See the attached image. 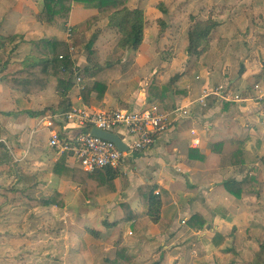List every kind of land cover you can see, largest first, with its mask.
<instances>
[{"label": "crops", "instance_id": "obj_1", "mask_svg": "<svg viewBox=\"0 0 264 264\" xmlns=\"http://www.w3.org/2000/svg\"><path fill=\"white\" fill-rule=\"evenodd\" d=\"M145 1L138 0L139 4L135 5L143 13L145 8L151 7L150 3H145ZM185 2L186 0L170 1L169 13L171 14V11L177 14L182 12ZM259 2V0H248L246 5L243 6L241 0H202L196 11L199 17L191 21L192 25L189 30L184 31L180 28L169 29V58L164 61L160 60L153 67L148 66L149 70L146 74L144 76L140 75V84L137 86L138 91L133 92L127 98L126 96L123 97V99L129 102L128 107L131 110L146 109L152 105H159L160 107V104H151L149 101L146 94L147 85L149 83L164 84L175 75L179 76L172 88L175 106L184 104L190 99L199 98L202 90L206 87L210 88L218 85L226 87L231 92L240 93L248 91L251 95H255L256 91L252 89L255 83L249 86V81L261 80L257 84L260 83L259 85L264 86V71L261 72L259 67L253 64L254 57L252 58L253 62L248 58L247 54L251 53H246L243 50L241 42H247V38L245 36L242 40L235 38L236 29L240 27V23H238L239 18L236 16L231 21L227 20L222 23L211 11L216 10V8L220 9L219 7H223V4H225L230 7V11L241 8V12L245 11L246 16V10L248 12L257 10ZM192 8L194 10V5ZM41 9L42 4L40 0H0V35H24L23 33L30 32L31 29H27L28 25L31 22L35 23L32 20V16L40 12ZM220 10H224V8ZM220 16L222 17V13ZM208 17H212L219 25L211 33L207 52L199 58H192L186 52L187 34L193 28L196 20H205ZM244 24L241 25L245 29L243 31L244 34H248V31H246L248 28L253 29V31L262 28L257 22L249 26ZM227 25L228 27H225ZM222 29L224 31L218 36L217 34ZM151 30L155 31L156 29ZM146 31L147 29H144V39L140 48L145 47ZM183 34H185L183 40L177 39L179 35L182 37ZM213 36L214 41L212 40ZM24 39L27 42L22 44L23 46H27L26 43L32 40ZM20 46L13 55L19 53ZM148 48H150V45H147L146 49ZM220 48L223 51L219 52ZM246 48L251 47L248 46ZM17 56H12L14 64L11 69H16L23 59ZM174 67L176 69H173ZM191 69H194L193 76L191 75ZM259 74L261 75L260 77H258ZM143 79L147 84L145 83L144 88H141V84L144 82ZM70 96L72 106L87 107L78 96L77 86L71 90ZM224 104L230 105L226 111H223ZM52 110H57L56 104L52 107ZM1 111L3 110L0 109ZM188 111L190 116L174 122L160 135L155 146L142 152L132 153V158L126 157L121 162L119 166L120 170L124 166L123 163L127 162V166L121 170L127 177L125 182L126 189L121 190L123 187L122 181L117 179L115 181L116 191L113 194H108L106 190L101 188L99 194L93 200H86L80 191V185L76 181L71 180L63 174L60 176L51 174V167L58 158L57 154L54 152L45 154L44 152L48 150H44L42 154L30 153L31 148L29 147V143L31 139L28 136L22 139L19 144L21 155L18 157L23 161H31L34 167L37 166L28 170L30 173H36V178H29L27 174L30 173L25 174L24 171L18 170L17 160L19 158L17 157V159L13 153L10 155L9 150L3 148V151L0 149V174L6 181L13 179V181L24 182V186L8 187L9 185H6V183H2L0 186L8 187L5 188L4 193L6 195L10 194L9 199L11 201L14 190H22L24 194L36 199H41L55 191L60 192L63 197V207L57 205L36 209L28 207L32 211L37 212L33 217L30 216L29 219L33 218V221H40V225L42 224V227L45 229L47 224L50 228H55V226L69 221L71 219L69 211L85 217L87 223L103 218L98 235L104 237L105 242L97 248H94L92 244L84 246V249L81 250L85 251V255H81L77 249L72 259L75 264H104L106 259L114 258L116 243L124 244L128 247L130 254L134 257V264H152L154 262H158L159 264H182L188 262V264H191L194 259L201 257H207L208 263L214 261V259L216 261L218 258L212 256L214 254L217 256L223 249L229 247V241L227 239L217 247L211 241L214 234L220 233L228 238L234 226L237 228L234 237L239 238L240 234H245V230L251 222L249 221L248 214L250 212L252 214V211L260 209V206L254 204L252 209L250 208L254 200L252 194H245L240 200H236L235 197L222 192V189L220 193L216 188L219 186L222 188L223 184L228 182V180H241L248 167L241 166L242 169L240 170H245V173H241V171L237 173V169L241 168L238 166L228 167L225 165L226 170H222V167L216 162H218V158L224 156V151L221 154H209L205 161L188 159L189 152L197 149L203 152L210 145L221 141L224 142V145L225 143L231 145L230 142L232 140H243L248 135H254L264 143V100L227 103L221 102L218 97L211 95L207 97L206 106L190 105L188 106ZM47 113L45 111L38 118H29L27 115L25 118L21 116L15 120L9 118L10 120L7 122H5L4 115L0 113V134H2V126H4L10 132H15V134L24 133L25 135L27 129L30 127L31 129L36 128L38 122L41 124L40 120L48 116ZM50 117L53 124L51 129L57 131L63 140L73 138L80 132V129L75 124L63 120L65 118H62V113L50 114ZM239 117L243 118L244 121L240 122L238 120ZM18 119L22 121L15 126V121ZM241 124L244 125L241 126ZM40 129L49 134V129L46 127L42 126ZM40 129L37 131H40ZM191 130L194 131L193 134ZM113 133H116L125 144L131 139L121 128L115 129ZM14 138L15 136H12L10 141L14 140ZM193 138L198 139V146H191ZM3 140L4 138L0 137V142ZM45 142L46 139L43 138L38 141V145L44 148ZM24 148H27V150ZM10 157L17 166L6 163ZM66 164L69 167L78 168L72 156L67 158ZM228 168L230 169L225 175L224 172ZM260 175L262 196L264 191V175L262 172ZM35 179H37V182ZM219 179L222 180L216 182ZM145 183L155 185L154 194L162 197L161 216L158 222H161V225L167 229L164 232H160L157 226L158 222L153 223L150 220H147L146 226L142 230H136L135 232H132L129 227L130 221L128 223H118L117 227H112L111 229L104 228L103 222H117L125 216V210L121 207L122 204L127 205L135 214L141 210L138 188ZM156 190L159 191V194L155 193ZM7 201V199L0 201V205ZM237 201H240V204L236 205L235 202ZM241 203H244V205ZM5 211L7 216L11 213V211ZM27 212L30 214L31 211L27 209L25 214ZM195 213L202 215L206 221L204 229L198 232L190 230L186 225L187 219ZM50 214L51 216H48ZM22 219H25L24 216ZM170 219L171 224L169 227ZM7 220L11 219L8 218ZM70 225L80 230V226L73 223V221ZM61 231L65 230L62 228ZM48 238H51V236L46 235L44 241H47ZM79 241L77 240V244ZM184 246H187V248ZM51 248L53 249L54 245ZM47 261L51 264L50 255L47 256ZM59 263L60 261L56 264Z\"/></svg>", "mask_w": 264, "mask_h": 264}, {"label": "trees", "instance_id": "obj_2", "mask_svg": "<svg viewBox=\"0 0 264 264\" xmlns=\"http://www.w3.org/2000/svg\"><path fill=\"white\" fill-rule=\"evenodd\" d=\"M127 0H42V9L32 16V20L41 24L48 33L47 37L29 41L33 47L26 54L16 69H11L12 56L19 46L25 41L22 35H0V83L9 93V98L13 104V109L9 112L1 111L6 116H31L43 115L44 111H33V98L44 93L51 83H55V92L57 96L56 111L67 113L72 108L70 96L71 90L76 86V78H80L78 96L81 102L87 107H101L105 99L110 83L121 74L123 62L126 60L129 51H136L144 39V29L146 26L144 13L141 9H132L126 5ZM95 10L93 16L106 15L107 24L111 29L118 33L117 49L111 53L103 62L98 59L97 51L91 49L87 44L86 65L82 68H76L72 61V54L69 50V42L63 34L65 25L69 22L72 10ZM159 9L166 13L164 5L160 3ZM157 21L160 31H163L165 25L161 18ZM219 25L212 17L205 20H196L191 31L186 38V52L192 58H199L209 49L211 33ZM74 42V41H73ZM75 45V44H74ZM38 50L40 54L35 51ZM60 56L62 58H60ZM169 57V56H168ZM168 57H161V60H167ZM179 76L171 77L166 83L148 84L146 94L151 104H160V111L168 112L175 107L172 88L177 82ZM90 79V84L87 83ZM159 106V105H158ZM223 111L229 108V104L223 105ZM88 132V129L83 130ZM234 146L228 157L229 167L248 166L254 168V173L246 174L241 180H228L223 184L225 192L235 198H241L245 194L261 196V168L255 167L258 162V154L263 150L264 143L254 135H248L243 140H232ZM224 142H217L201 152L199 149L189 152L188 159H200L205 161L209 154H221L223 152ZM8 156V155H7ZM72 156L71 152H63L58 155L57 160L51 167V174L60 176L61 174L76 181L80 185V191L86 200H93L99 190L103 188L108 194L116 191L115 181L120 179L123 187L126 189V175L119 168L112 169L103 167L93 172H85L77 167H69L66 160ZM124 159H122L123 161ZM262 161V159H260ZM7 164L17 166L11 157L6 161ZM29 178H36V173H30ZM37 182V179H35ZM37 184V183H36ZM155 185L143 184L138 188L141 210L135 214L127 205L122 204L125 210V216L117 222H103L104 228L117 227L118 223H129L132 232L142 230L146 226L147 220L157 223L161 216L162 197L154 194ZM163 191V190H162ZM164 192V191H163ZM13 202L20 206L25 204L32 209L39 207H48L57 205L63 207V197L58 191L42 197L33 198L24 194L22 190H14ZM161 193V192H160ZM61 198V200H60ZM219 209V207H218ZM171 219L169 220V227ZM186 225L190 230L198 232L203 230L206 221L202 215L195 213L190 216ZM160 232L167 228L157 223ZM86 230H89L86 228ZM236 227H232L230 239L236 234ZM248 237L251 238L252 229H246ZM98 235L97 240L99 241ZM227 238L220 233H215L212 243L219 247ZM116 251L113 259H106L104 264H134V257L124 244L115 245ZM230 250L229 248L223 249ZM222 251V252H223ZM152 264H159L154 262ZM226 264H235L234 258ZM248 264H264V227L260 228V238L258 248L252 255Z\"/></svg>", "mask_w": 264, "mask_h": 264}, {"label": "rangeland", "instance_id": "obj_3", "mask_svg": "<svg viewBox=\"0 0 264 264\" xmlns=\"http://www.w3.org/2000/svg\"><path fill=\"white\" fill-rule=\"evenodd\" d=\"M174 0H146L145 3H150L151 7L145 8L144 11V18L146 22L145 29L146 31V39H145V47L140 48L136 51H129L127 56L125 57L126 60L123 62L122 72L118 78L113 80L108 86V90L105 94V99L102 102V106L98 107V109H118V108H125L130 109L128 107L129 102H127L123 97H129L133 94V92H137V86L140 84V75L144 76L146 72L149 70L148 66L153 67L154 65L158 64L161 60V57H168L169 56V29H183L184 31L189 30L190 26L192 25L191 21L195 20L197 17L196 11L199 8V4L202 3V0H186L184 9L180 13H174L171 11L169 13V2ZM257 10L248 12L246 10L241 12V8L237 10L230 11V7L228 5L223 4V7L220 6L219 8L224 10H220L216 8V10H212L211 13L217 18H219L222 23L227 20L233 19L234 17H238L240 23V27L237 30L235 38L237 40H242L245 36L247 38V42H241L243 50L246 51L248 58L252 60L254 57L253 64L259 67L260 71H264V0H259ZM42 4V0H40ZM243 6L246 5L248 0H241ZM144 3V4H145ZM162 3L167 10L166 13H163L159 9V5ZM139 4L138 0H127L126 5L132 9H139L135 7V5ZM146 5V4H145ZM194 5V10L192 6ZM197 6V8H195ZM192 8V11L190 12ZM220 10V11H218ZM222 13V17L220 14ZM96 14L95 10H80L74 8L71 12V17L69 22L65 25L63 29V34L66 38V33L68 37V42L72 48V61L76 68H82L86 65L87 59V47L86 45H91V49L97 51L98 59L100 62H103L107 57L111 55L113 51L117 49V42H118V33L116 30L111 29L107 24V16L106 15H97V19L93 17ZM226 15V17H224ZM230 15H232L230 17ZM207 17V16H206ZM157 18H161L165 25L162 28L163 31H160V26L157 23ZM257 22L258 25H261L262 28L255 29H247L248 34H244V28L241 26L242 24L249 26L250 24ZM31 22L28 25L27 29H31L30 32L23 33V38L27 39H39L47 37L48 33L45 31V28L37 23ZM195 23V22H194ZM181 26H177V25ZM68 27V32L66 29ZM225 27H228L225 26ZM234 27V26H229ZM151 29H156L152 31ZM70 30V31H69ZM183 31V32H184ZM224 29L217 34L220 36ZM185 33V32H184ZM214 34V33H213ZM20 35V34H17ZM185 34L177 39L183 40ZM214 39V36L212 40ZM250 39V40H249ZM25 40V39H24ZM74 41V42H73ZM214 41V40H213ZM27 42L26 40L22 43L24 44ZM183 42V41H182ZM214 43V42H213ZM21 44L20 51L17 57L23 58L24 55L31 51V43L28 41L27 46H23ZM75 44V45H74ZM147 45H150V48H147ZM251 48H246V47ZM33 50V47H32ZM219 52L223 51V49H219ZM227 51V50H224ZM37 54H40L38 50L35 51ZM13 55V56H15ZM169 58V57H168ZM169 61V60H168ZM150 67V68H151ZM173 69H176L175 67ZM190 69V67H189ZM260 72V73H261ZM158 73V72H157ZM169 74V72H168ZM191 75H194V69H191ZM258 75V74H257ZM261 75L259 74L258 77ZM169 77V76H167ZM141 84V88H144L145 80ZM261 80L257 81L254 80L253 82L249 81V86L253 83H258ZM76 83H79L77 80ZM75 85L79 88V84ZM87 83L90 84V79H87ZM150 84V83H149ZM260 84V83H259ZM55 83H51L47 90L38 95L37 97L33 98V111H46L47 114H57V111L52 110V107L57 103V96L55 92ZM232 89V87H231ZM2 107V108H1ZM51 107V108H50ZM0 109L4 112H9L13 109V104L9 98V93L5 89V87L0 83ZM55 112V113H54ZM41 115H31L28 116L29 118H38ZM26 116H24L25 118ZM15 120L17 117L6 116L4 115L5 122L8 120ZM65 118V117H62ZM60 118V119H62ZM54 119V118H53ZM66 121V119H63ZM240 122H243V118L238 119ZM21 119L15 121V126L21 123ZM29 121V120H28ZM252 121V120H251ZM244 124H241L243 126ZM43 123L38 122L37 127L34 129H27L26 134L20 133L15 134V132H10L7 128L2 126V134L0 137H3L4 140L0 142V149H8L13 155H16V158L20 156L21 150L19 144L21 143L22 139H25L27 136L31 139L29 143L30 153L34 154H42L44 150H48L44 152L45 154H50L55 152L52 148L48 146L47 143V134L45 131H41ZM53 127V126H52ZM40 131H37L39 130ZM35 130V132H34ZM47 131V130H46ZM15 136L14 140L10 141L11 137ZM45 138V147H41L38 145V141ZM228 142V141H226ZM18 145V146H17ZM27 150V148H24ZM234 146L228 145L225 143L223 147L224 156L218 158V163L222 170H226L225 165L229 167L228 164V157L227 155L233 151ZM1 151V152H2ZM58 155V154H57ZM258 162L255 167H260L261 172L264 175V149L261 151V154H258ZM261 155V156H260ZM19 158V157H18ZM17 158V159H18ZM262 159V161L260 160ZM18 170L24 171V173H30V171L34 166H32L31 161H23L21 158L17 160ZM123 168L127 166V162L123 163ZM37 167V166H35ZM34 167V168H35ZM241 167V166H238ZM243 167V166H242ZM239 168L237 169V173L241 171ZM248 167L246 173L245 170H242L241 173H245L251 175L254 173V168H251L250 165L245 166ZM123 168L121 170H123ZM230 168L224 174L229 171ZM35 170V169H34ZM1 171V170H0ZM30 175V174H27ZM244 175V176H245ZM239 176V174H238ZM242 176V177H244ZM222 179L216 180V182L221 181ZM6 183L9 185L8 187H21L24 186V182L4 180L3 176L0 174V184ZM6 186H0V201L7 199V202H4L0 205V264H49L47 261V256H51V264H56L60 261L59 264H75L72 260L73 256L76 254V250L80 252L81 255H85V251L81 250L84 249L83 247L89 244H92L94 248L99 247L103 242H105V238L100 236L99 241L95 242L98 238V233L101 229V222L102 219H97V221H90L87 223L86 218L80 216L78 213H73L69 211L71 219L66 223L63 222L61 225L55 226V228L46 225V229L40 225V221H33V218L29 219L30 216H34L37 212L32 211L29 206L25 204H21L17 206L14 204L13 199L12 201L9 199L10 194L6 195L5 188ZM217 190L220 192H225L223 187L221 188L216 187ZM222 189V190H221ZM221 193V192H220ZM15 194L13 193V198ZM254 200L250 208L254 206H260V209L254 210L248 214L250 227L253 231L251 234V238L248 237V232L245 230V234H240V237L232 236L229 241V248L230 250H225L227 252H220L217 256L214 254L212 257H217L218 259H214L208 263L207 257L196 258L193 260L191 264H226L230 261V259L234 258L235 264H248L252 258V255L258 248V241L260 238V228L264 227V191L262 196L257 198L255 195H252ZM236 200H240V198H236ZM234 202L233 200H231ZM236 205L240 204V201L235 202ZM244 205V203H241ZM11 206V207H10ZM11 211V213L7 216L6 211ZM29 209L31 212L30 214L25 211ZM8 213V212H7ZM248 213V212H247ZM25 214V215H24ZM24 216L25 219H22ZM48 216H51L48 215ZM10 218L11 220H7ZM76 223L80 226V230L75 229L73 225ZM92 222V223H91ZM24 224V225H23ZM67 224V226H66ZM52 225V224H49ZM70 225V226H69ZM69 226V227H68ZM65 231H61V229ZM89 229V230H86ZM98 229V230H95ZM46 235H50L51 238H48L47 241H44ZM54 235V236H52ZM101 235V234H100ZM235 238V239H234ZM77 240H80L77 244ZM49 242V244H48ZM54 245L52 249L51 246ZM79 245V247H78ZM187 248V246H184ZM63 257V258H62ZM182 264H188V262H184Z\"/></svg>", "mask_w": 264, "mask_h": 264}, {"label": "built area", "instance_id": "obj_4", "mask_svg": "<svg viewBox=\"0 0 264 264\" xmlns=\"http://www.w3.org/2000/svg\"><path fill=\"white\" fill-rule=\"evenodd\" d=\"M66 32H68V27ZM66 39L68 40L67 33ZM69 50L72 51L71 46H69ZM60 58L62 57L60 56ZM76 80L79 82L80 78L77 77ZM252 89L256 91L255 95H251L248 91L231 92L222 85L206 87L202 90L199 98L190 99L168 112L160 111L159 106L156 105L140 110L72 106L62 116L65 117L68 123L75 124L80 132L73 138L65 140L59 136L57 131L51 129L53 124L50 115L45 116L40 121L44 127L49 129L48 146L58 155L63 152H71L78 168L82 171L93 172L103 167L117 169L122 159L126 158V154L121 153L114 143L92 135V129L107 132H114L115 129L119 128L123 129L126 135L131 138L129 142H126L128 152L138 153L155 146L160 135L174 122L189 117L188 106L201 105L204 107L206 106L207 97L211 95L218 97L221 102L227 103L264 100V86L255 83ZM85 129H88V132H83ZM191 133L193 134L194 131L191 130ZM198 145V139L193 138L191 146ZM155 193L159 194V191L156 190Z\"/></svg>", "mask_w": 264, "mask_h": 264}, {"label": "water", "instance_id": "obj_5", "mask_svg": "<svg viewBox=\"0 0 264 264\" xmlns=\"http://www.w3.org/2000/svg\"><path fill=\"white\" fill-rule=\"evenodd\" d=\"M91 134L103 140L114 143L121 153L126 154L127 158L133 157V154L128 152L129 150L125 142L116 133L92 129Z\"/></svg>", "mask_w": 264, "mask_h": 264}]
</instances>
